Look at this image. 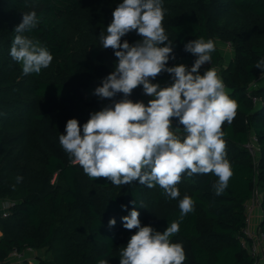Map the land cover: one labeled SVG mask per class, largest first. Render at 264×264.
I'll use <instances>...</instances> for the list:
<instances>
[{"label":"trees","instance_id":"obj_1","mask_svg":"<svg viewBox=\"0 0 264 264\" xmlns=\"http://www.w3.org/2000/svg\"><path fill=\"white\" fill-rule=\"evenodd\" d=\"M122 0H0V199L15 200L11 212H0V260L14 248L28 246L37 264H120V253L138 229L128 230L122 217L135 208L141 226L167 229L180 220L179 203L185 195L194 210L180 220L179 232L170 237L183 246V264H255L240 235L246 225L245 203L257 179L264 209V72L255 67L264 58V0H162L163 27L173 40L175 61L192 67L197 57L184 50L189 41L204 38L215 43L211 63L199 69L219 68L225 91L238 103L236 116L225 122L226 159L233 175L221 195H216L214 174L182 175L180 195L167 197L156 185L138 180L121 186L106 178H90L74 165L59 143L66 123L77 119L81 127L93 114L97 96L88 90L102 85L114 69V51L102 48L113 11ZM35 11L40 22L26 32L53 56L50 66L24 75L22 65L10 56L14 28L22 12ZM130 45L142 40L136 31L121 38ZM218 42L230 43L232 58ZM164 46V45H160ZM200 74V71H199ZM167 72L152 83L171 86ZM259 97L260 103L253 101ZM145 98L143 86L128 99ZM109 105L123 94L104 98ZM173 130L183 126L172 118ZM251 133L259 137L261 155L257 167L245 146ZM23 179L19 182L17 177ZM124 205L126 208H122ZM115 218L114 226L109 220ZM264 232V215L259 225Z\"/></svg>","mask_w":264,"mask_h":264},{"label":"clouds","instance_id":"obj_2","mask_svg":"<svg viewBox=\"0 0 264 264\" xmlns=\"http://www.w3.org/2000/svg\"><path fill=\"white\" fill-rule=\"evenodd\" d=\"M164 14L162 0H122L117 5L106 28L107 35L102 33L100 37L102 48L114 51L115 69L102 80L94 95L111 99L122 93L123 99L91 114L82 133L78 120L69 119L59 143L71 162L93 179L106 178L115 186L136 180L148 188L159 185L167 197L176 199L183 174L191 177L212 173L218 177L213 185L215 193L221 195L233 175L226 159L222 126L232 123L238 103L226 93L214 69L199 74L202 65L211 63V53L215 51L211 39L201 37L184 45L186 52L197 57L190 69L183 64L167 67L169 59L175 57L173 40L163 27ZM39 22L35 11L22 12V20L14 28L10 56L22 65L24 75L38 74L53 60L39 41L25 35ZM132 31L142 40L132 45L127 40L121 43V38ZM255 67L264 72V58ZM162 72L172 76L171 86L162 88L151 82ZM141 85L143 93L153 97L147 105L128 99ZM174 117L182 129L173 130ZM22 179L17 177L18 182ZM179 208L182 220L194 210V201L185 195ZM139 215L133 208L122 217L125 229L138 231L120 253V264H183L186 256L182 244L170 240L179 232L180 220L172 221L161 233L151 226L142 227ZM115 223V218L109 220L110 227ZM99 264L108 261L100 260Z\"/></svg>","mask_w":264,"mask_h":264},{"label":"built area","instance_id":"obj_3","mask_svg":"<svg viewBox=\"0 0 264 264\" xmlns=\"http://www.w3.org/2000/svg\"><path fill=\"white\" fill-rule=\"evenodd\" d=\"M151 99H153V97L145 95V98L140 102H143L145 105H147L148 101ZM252 99L255 103H257L258 98L256 96H253ZM245 146L253 157L255 167H257L258 160L261 155L259 137L255 133H251L249 140L245 143ZM254 191L252 196L245 203L246 225L242 230L240 239L243 247L247 248L249 254L254 257L255 264H259L260 261L264 259V232L260 229L258 224L256 225V221L260 216L263 218L264 209L262 190L259 185ZM9 207L10 205L6 203L3 213L5 217L9 215ZM32 250L33 248L29 246L22 252L17 248H14L10 253L9 258L6 260H0V264H11L14 260L20 261L25 257L26 251Z\"/></svg>","mask_w":264,"mask_h":264},{"label":"rangeland","instance_id":"obj_4","mask_svg":"<svg viewBox=\"0 0 264 264\" xmlns=\"http://www.w3.org/2000/svg\"><path fill=\"white\" fill-rule=\"evenodd\" d=\"M219 43V45H220V47L222 48V50H223V52L225 53V56H226V58H225V61H229L231 58H232V51H233V48L230 46V43H224V42H218ZM180 64H182V63H180ZM178 62H174V63H172V65L171 66H169V67H173V66H177V65H180ZM186 65H188V63H185ZM184 63H183V65H185ZM185 65V66H186ZM216 70V72H217V74H218V76H219V72H218V69L219 68H215ZM200 71V75H203L204 74V72L203 71H201V70H199ZM167 75H168V77H169V82H171V81H173V79H172V76L169 74V73H167ZM264 82V76L259 80V81H256V82H254V83H251V85H250V88H252V87H254L255 85H258L259 83H263ZM93 92H94V89L93 88H91L90 90H88V99H90L91 97H92V95H93ZM257 97V96H256ZM258 98V101H257V104L258 103H260V98L259 97H257ZM95 103L96 104H98V105H100L101 107L100 108H98V107H93L92 108V112H98V111H100V110H102L104 107H106V106H109V104L107 103V101L104 99V98H101V97H98L97 96V99H96V101H95ZM258 186V182H257V179H256V181H255V186H254V190H256V187ZM255 192V191H254ZM6 203L7 204H9L10 205V209H9V211H8V214H9V212H11V209L13 208V206H14V204L16 203V201L15 200H12L11 198H8V197H3V199L1 198L0 199V212L2 213V215H3V213H4V207H5V205H6ZM4 216V215H3ZM8 216V215H7ZM6 216V217H7ZM5 217V216H4ZM261 220H262V218H261V216L257 219V221H256V225L258 224V225H260V223H261ZM155 231H158V232H161V233H163L166 229H162V228H158V227H154V226H151ZM37 260V259H36ZM259 264H264V259L263 260H261L260 261V263Z\"/></svg>","mask_w":264,"mask_h":264},{"label":"crops","instance_id":"obj_5","mask_svg":"<svg viewBox=\"0 0 264 264\" xmlns=\"http://www.w3.org/2000/svg\"><path fill=\"white\" fill-rule=\"evenodd\" d=\"M2 235V231L0 230V237ZM35 255L31 258H27L26 260L22 261V262H19L17 264H37L38 263V258H37V254L38 252L35 250L34 251ZM37 259V260H36Z\"/></svg>","mask_w":264,"mask_h":264}]
</instances>
